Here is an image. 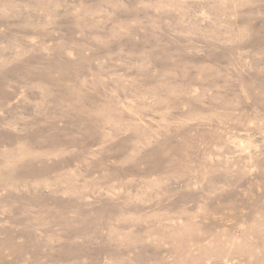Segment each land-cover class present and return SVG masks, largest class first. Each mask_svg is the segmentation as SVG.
<instances>
[{
    "label": "rangeland",
    "instance_id": "rangeland-1",
    "mask_svg": "<svg viewBox=\"0 0 264 264\" xmlns=\"http://www.w3.org/2000/svg\"><path fill=\"white\" fill-rule=\"evenodd\" d=\"M0 264H264V0H0Z\"/></svg>",
    "mask_w": 264,
    "mask_h": 264
},
{
    "label": "bare ground",
    "instance_id": "bare-ground-1",
    "mask_svg": "<svg viewBox=\"0 0 264 264\" xmlns=\"http://www.w3.org/2000/svg\"><path fill=\"white\" fill-rule=\"evenodd\" d=\"M43 119H44V118H43ZM85 121H86V120H85ZM94 121H95V120H94ZM35 122H36V121H35ZM107 123H108V122H107ZM90 125H91V124H90ZM90 125H89V126H90ZM112 126H113V125H112ZM114 128H115V127H114ZM31 129H32V128H31ZM31 129H30V131H31ZM33 129H34V128H33ZM117 129H118V127H117ZM117 129H116V130H117ZM41 131H42V130H41ZM44 132H45V131H44ZM121 132H122V131H121ZM123 132H125V131H123ZM26 135H27V134H26ZM117 136H118V135H117ZM95 138H96V137H95ZM13 139H14V138H13ZM16 139H17V138H16ZM21 139H22V137H21ZM130 139H131V138H130ZM19 140H20V139H19ZM26 140H27V139H26ZM21 141H22V140H21ZM27 141H28V140H27ZM36 141H38V140H36ZM39 141H40V140H39ZM16 142H18V145H19V141H16ZM88 142H89V141H88ZM22 144H23V142H22ZM20 145H21V144H20ZM38 146H39V145H38ZM45 146H46V145H45ZM20 147H21V146H20ZM31 147H32V146H31ZM23 148H24V147H23ZM42 148H43V147H42ZM16 151H17V150H16ZM18 151H20V150H18ZM8 153H9V151H8ZM11 153H12V151H11ZM19 153H20V152H19ZM21 153H22V152H21ZM7 155H8V154H7ZM11 156H12V155H11ZM24 156H25V155H24ZM1 157H2V156H1ZM4 157H7V156H4ZM7 159H8V158H7ZM22 159H23V158H22ZM1 160H2V159H1ZM23 160H24V159H23ZM17 161H18V160H17ZM13 162H14V161H13ZM34 162H35V161H34ZM68 162H69V161H68ZM2 163H3V162H2ZM6 163H7V161H6ZM18 163H19V162H18ZM18 163H17V164H18ZM61 163H62V161H61ZM63 163H65L64 160H63ZM66 163H67V162H66ZM68 164H69V163H68ZM57 165H58V164H57ZM95 165H96V164H95ZM38 166H39V165H38ZM5 167H6V166H5ZM14 167H15V166H14ZM45 167H46V166H45ZM52 167H54V166H52ZM33 168H34V167H33ZM22 169H23V168H22ZM54 169H55V168H54ZM38 170H39V169H38ZM25 171H27V170H25ZM89 171H90V170H89ZM17 172H18V171H17ZM41 172H42V171H41ZM9 173H10V172H9ZM9 173H8V174H9ZM13 173H14V172H13ZM34 173H36V172H34ZM37 173H38V172H37ZM87 173H88V172H87ZM10 174H11V173H10ZM15 175H16V174H15ZM62 175H63V174H62ZM85 175H86V174H85ZM85 175H84V176H85ZM3 176H4V175H3ZM3 176H2V177H3ZM6 176H7V175H6ZM6 176H5V177H6ZM90 176H91V175H90ZM5 177H3V178H5ZM11 177H12V176H11ZM15 177H17V176H15ZM42 177H43V176H42ZM11 179H12V178H11ZM12 180H13V179H12ZM29 180H30V179H28L27 181H29ZM39 180H40V179H39ZM6 181H7V180H6ZM9 182L12 183L13 181H9ZM14 182H16V184L19 183V182H17L16 180H15ZM29 182H30V181H29ZM29 182H28V183H29ZM37 182H38V181H37ZM48 182H49V180L47 181V183H48ZM7 183H8V182H7ZM45 183H46V182H45ZM40 184H41V183H40ZM41 185H42L43 187L45 186V185H43V184H41ZM41 185H40V186H41ZM8 186L10 187V185H8ZM23 186H24V185H23ZM32 186H33V185H32ZM48 186H49V185H48ZM20 188H22V187H20ZM40 188H42V187H40ZM6 189H8V188H6ZM29 189H30V187H29ZM31 189H32V188H31ZM35 189H36V188H35ZM33 190H34V189H33ZM24 192H25V191H24ZM28 192H29V191H28ZM33 192L35 193V191H33ZM13 193H14V192H13ZM31 194H33V193H31ZM23 195H24V194H23ZM26 195H28V194H27V191H26ZM26 195H25V196H26ZM34 195H35V194H34ZM19 196H20V194H19ZM29 196H30V195H29ZM12 197H13V195H12ZM32 197H33V195H32ZM9 198H10V197H9ZM24 198H26V197H24ZM38 198H39V197H38ZM10 199H11V198H10ZM30 199H31V197H30ZM30 199H29V200H30ZM22 200H23V198H22ZM25 200H26V199H25ZM25 200H24V201H25ZM24 201H23V202H24ZM17 202H18V201H17ZM25 202H26V201H25ZM76 203H77V202H76ZM22 207H23V206H22ZM22 207H21V208H22ZM24 207H25V206H24ZM27 207H28V206H27ZM83 214H84V213H83ZM174 216H175V214H174ZM171 222H172V220H171ZM86 226H87V225H86ZM82 229H83V227H82ZM77 233H78V232H77ZM77 233H76L75 235H77ZM102 234H103V233H102ZM29 235H30V234H29ZM98 235H99V234H98ZM9 236H10V235H9ZM94 237H95V236H94ZM100 237H102V235H101ZM100 237H99V238H100ZM11 241H12V240H11ZM112 248H113V247H112ZM103 249H104V247H103ZM114 249H116V248H114ZM116 251H117V250H116ZM96 252H97V251H96ZM101 252H102V251H101ZM105 252H106V251H105ZM99 253H100V252H99ZM102 253H103V252H102ZM111 254H112V253H111ZM99 255H100V254H99ZM114 255H115V254H114Z\"/></svg>",
    "mask_w": 264,
    "mask_h": 264
}]
</instances>
